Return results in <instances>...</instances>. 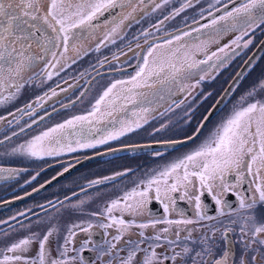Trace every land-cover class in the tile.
<instances>
[{
	"label": "snow or ice",
	"instance_id": "snow-or-ice-1",
	"mask_svg": "<svg viewBox=\"0 0 264 264\" xmlns=\"http://www.w3.org/2000/svg\"><path fill=\"white\" fill-rule=\"evenodd\" d=\"M166 2L167 0H165ZM117 3L118 0H107V3L97 2L90 4L91 11L86 15L81 12L75 13L80 18L75 23L65 27L64 20L58 19L53 12L57 8V0H51L50 9L43 15L40 14L42 11L41 0H0V61H7L8 64V67L0 65V83H3L5 74L11 75L14 72L16 76H19L26 67H30L33 63V57L25 56L27 48L23 44L19 48L15 47L17 41L28 38L27 36L15 35L16 29L20 27V22L35 31H40V28L37 27L36 23H30V21L42 22L52 30L55 35L48 38V43L51 47H46L43 50L46 53L51 52L55 59L57 54L52 49L59 46L55 41L62 40L63 46L67 50V45L70 39H72L71 30L73 28L82 25L87 26L102 8L114 7ZM217 3H219V0H217ZM190 6V3L185 4L179 11H183L185 7ZM156 7H160V5H156ZM127 18L128 16H124L120 23L122 24L123 20ZM5 19L7 20L6 24L4 23ZM257 20H259V23L264 24V0H241L239 6L233 7L230 11L226 10L224 15L213 18L204 27L211 29V32L207 34L211 35L212 32L219 33L222 31V28L219 27L221 22H223L225 28L229 25L235 26L238 21H243L242 27H252ZM57 25L60 26L59 29H57ZM119 26L113 27L112 33H115ZM196 31H199V29ZM184 35L187 36L190 33H184ZM11 37L14 38L11 40V44L6 47L5 42ZM175 39L179 41L181 38L178 36ZM195 39L200 41V44L204 43L200 36H197ZM239 39L241 38L238 37L237 40ZM112 42L114 43L115 41L113 40ZM233 43H236V41H233ZM249 43L251 41L246 42L244 47H247ZM166 44L170 45L171 41H167ZM28 47H31V45L29 44ZM158 47L161 46L157 45L149 48L148 54L144 57L143 66H139V70L130 80H118L111 84L104 91L103 95L99 97L93 106V111L87 116H76L64 123L57 124L41 135L34 137L27 144L14 148L12 154L43 158L45 155L52 156L59 155L64 151H75L76 148L73 147V143L79 148H95L97 145L119 139V137L126 133L142 127L139 122L142 117L139 116H137L135 121H119L120 127L118 129L114 127L112 130L102 132L100 129H93L92 126L100 123L101 119L105 116L113 115L112 111L101 113L99 117L96 116V113L99 112L100 105L106 102V98L110 94H113V90L117 88V85L129 84L131 87L122 88L107 103L109 106H114L123 101L121 108L126 110V104L138 103L135 98V89L149 86L147 82L154 76L158 77L167 71L169 78L175 81L177 74L182 69H178L172 61L179 58L181 50L177 48L170 54L161 55L159 58L160 62L158 64L154 62V66L150 67L149 57L153 55V52ZM197 48L199 49V45H197ZM219 51L223 52L224 49L221 48ZM212 55L215 56L216 54L213 53ZM211 58L208 57L209 60ZM40 59H43V57H40ZM186 63L187 76H190L193 70L198 69L201 63H207V61L188 62L186 55ZM12 64L16 65L15 69L11 67ZM48 75L51 78V74L49 73ZM14 87L18 90L20 86L14 85ZM52 95H56L55 91H53ZM144 100H146V97L142 96L139 103H143ZM35 122L33 121V123ZM144 122L147 123L146 120ZM85 129H88V135H83ZM23 130L22 128L21 131ZM97 132L101 133L99 138L96 137ZM13 135H16V133H13ZM46 138L48 139L47 145L43 143ZM5 139H8V137H5ZM257 145H259L258 148ZM15 172L16 170L0 167V179L14 178ZM246 174L253 175L260 180V183L256 184L255 191L259 194V202L264 203V103L260 102L249 103L234 111L230 118L214 129L197 149L162 170L156 171L147 180L140 181L130 191L125 192L122 197L111 201L103 209L102 213H92L93 216L104 215L110 220V223H101L99 227L108 229L114 225L118 226L117 234L113 235L111 240L106 241L107 249H100V256H112L113 250H117V243L122 240L123 236L125 234L131 235L128 229L133 225L140 229H146L149 226L155 229L157 224H165L169 227H165L159 231L168 233L172 225L187 226L194 223L192 219L188 218L176 220L168 218L169 212L177 211L175 207L177 200L188 199L191 201L194 204L196 215L199 219L206 218L202 214L206 206H202L201 203V198L205 194L210 195L212 200L215 201V204L221 206V215L224 214V209L228 207L227 202L221 197L230 191L237 193L241 209L253 208L257 201L249 198L246 203L245 198L240 197L237 192V189L246 179ZM116 175H123V173H117ZM230 176L235 177V182L229 180ZM193 177L198 181V185L193 181ZM113 178L106 177L105 180ZM103 182L102 180H98L94 183L100 184ZM153 200L159 201L163 205V218L151 219L147 223L139 224L136 223L135 219L129 221L123 219L124 215L132 217L144 215L148 205ZM82 203L83 201H81ZM116 210L120 212L119 217L113 215V212ZM12 219H15V217ZM248 225H251V237L245 240L244 237L248 235ZM76 228L81 232L88 233L93 228V224L89 222L87 227H81L80 224L72 225L68 229V234L63 238V243L61 244L57 241V255L51 259L50 264H69V261L75 260L77 258L75 256L68 257L69 251H76L80 255L82 264H84L85 257L83 256V252L86 250L88 242L82 243L79 249L69 248V245L73 243V238L77 234L73 231ZM54 231L58 232V229L49 228L42 237L39 233H31L28 237L15 241L4 249H0V253H3L2 258H0V264H49L48 256L51 253L48 244ZM180 231L181 229L178 227L175 233L177 239L179 238ZM107 234L106 232L105 235ZM262 234H264V223H258L254 213L250 217L242 220L240 241L243 247L239 257V264H264V235ZM139 236L144 237V232L141 231ZM190 237L191 231L189 230L185 239H189ZM164 238L167 239V236ZM224 238L227 239V233L224 234ZM147 239L157 242L155 246L149 245L151 252H149V249L140 248L143 240H129L125 242L130 246L127 256L124 258L113 257V259H118V264H133L136 260L137 253L143 251L145 255L141 257L139 264H166L168 261H171V264H176L178 258L181 260H190L192 264H229L230 253L228 251L217 256L211 246L202 248L199 251L185 246L181 251H176L175 248H171L157 253L156 248L163 247L159 243L162 239L161 235L157 234L147 237ZM113 241L116 243H113ZM34 243H38V249L36 256L31 257L27 253L31 251V246ZM168 243L172 244L174 241L169 240ZM253 245H256V247H253ZM8 253H11V255H8ZM206 257H210L211 259H206ZM108 264H112V261L109 260ZM232 264H236V261L233 260Z\"/></svg>",
	"mask_w": 264,
	"mask_h": 264
},
{
	"label": "rangeland",
	"instance_id": "rangeland-1",
	"mask_svg": "<svg viewBox=\"0 0 264 264\" xmlns=\"http://www.w3.org/2000/svg\"><path fill=\"white\" fill-rule=\"evenodd\" d=\"M63 1L64 0H57V3H63ZM74 1L76 2L72 5L69 3L70 6L66 8V11L60 12L59 15H56V11L53 10L58 19L64 20L65 27H67L69 24L75 23L80 18L78 15H75V13L81 12L82 14L86 15L89 11H91V8L89 7L90 4L97 2L107 3V0H86V2L81 7L79 3L82 0H73V2ZM121 1L122 3H126L129 0ZM131 2H140V0H130L129 3ZM50 4L51 0H41V15L50 9ZM157 5H160V7L155 6V8L150 11V14L144 21L145 23L140 27L139 32L136 33L138 40L145 41L149 36H163L172 30H179V28L185 26L186 23L195 22L196 20L197 14L194 11H179L181 8L177 6H166L159 3ZM225 6L226 5L218 7L216 5V10L213 9V7L212 9L207 10V12H211L213 17L218 13L219 15L217 14L215 16V18H218L224 15H220V13L225 10ZM232 8L228 10L230 11ZM62 10H64V7ZM101 11L102 9L96 13L92 20H95L94 18L97 16V14H100ZM177 12L178 14H176ZM207 12L206 14H209ZM191 13H193L194 16ZM207 17H210V15ZM208 20L202 23V25H199L197 29L205 30L203 26L210 23ZM91 21L87 26L82 25L71 30L72 37H74L75 42H81L82 44H85L90 39H92L91 35L93 32H95V28L93 29L91 26ZM4 23H7L6 19L4 20ZM30 23H36L37 27L40 28V31H35L34 29H31L27 25L20 22V27L16 29L15 35L33 36V46L29 41L27 43H23V40L17 41L16 44H24L25 48H27L26 52L28 56L39 59L40 61H33L32 65L30 67H26L19 76H16L14 72L11 75L5 74L3 83H0V143L5 140V137L13 138L11 141L0 144V164L15 167L17 170L14 174V178L16 179H10L9 181L0 184V201L10 199L9 197L13 198L20 196L36 188L37 186L68 168L70 165L74 164L79 157L85 156H75L85 153L83 148H79L78 151L70 155V157H75L67 160L60 159V161L52 162L55 159V155H45L43 158H34L21 154H12V150L20 145L27 144L34 137L41 135L43 132L55 127L57 124L64 123L65 121L76 116H87L93 111V106L96 104V101L99 99V97L103 95L108 82H111L112 80L119 77L126 76V74L111 75V72L108 77L100 76L81 102L78 104H73L67 108L59 109L57 112L55 111L58 107H55V104L53 107H48L47 109L45 108L37 111L41 108V105H43L42 102L50 99L53 96V91L57 93L72 88V86L76 85L77 83L81 84V87H79L74 95L67 97L69 102L73 98H76V95L81 96L83 91L86 89L88 79L90 77L88 74L89 70L96 72V70L112 69L114 68V65L122 66L124 63L122 60L129 61L131 59L129 55H127L116 59V61L113 62L109 67H102L100 62L104 60L103 58L105 54H102L104 51L102 50L103 48L101 49V47H97L99 44L102 46V43L97 42L96 44L94 43L95 45L93 44L94 47L92 51H94V53L89 56L91 57L90 59L87 58L85 61H82L73 70L68 71L65 75H62V77L57 78L56 81L53 82L54 78L57 76H55V74L50 71L58 70L61 64L56 61L59 58L55 57L54 59L51 52L46 53L43 50L46 47H51V45L49 43L45 44L44 40L39 34H43L47 38L53 37L55 34L50 28H48L46 24H43L42 22L38 23L36 21H30ZM113 26L115 27V23ZM261 26L264 27V24L261 23L253 25L252 27H242V24L239 23L237 26H234L236 28L224 33L223 30L228 28V26L225 28L223 22H221L219 27L222 28V31L217 35L218 37L214 36V38L207 39V47L205 50L207 57L213 56V53L225 56V54L229 53V51L233 48L237 46H244V44L248 41H251V43L248 44L245 51L240 56L231 62H227L222 67V75L220 79L218 78L213 80L214 75H211L209 79L204 80V82L211 81L216 83H227L231 81L232 77L237 72L241 64L250 54V51L254 50L252 46L257 44L255 37L260 35L259 38H261L264 35L263 29L260 30ZM59 27L60 26L58 25L57 29H59ZM96 31L98 33L103 32V30L97 29ZM110 31H112V29ZM109 34H111L109 36V41L114 40V38L117 36H120L118 28L115 33L109 32L108 30L107 35ZM140 36L144 37L140 38ZM82 37H84V39H82ZM238 37L241 39L237 40ZM10 39L11 38H9V40ZM9 40L5 42L6 47L9 43ZM233 41H236V43H233ZM55 43L57 45L62 44L61 41H55ZM29 44L31 47H28ZM118 44L120 45L119 42ZM118 44L117 46L112 47L111 56H115V54L117 55L122 50L124 51L123 46L120 47ZM93 45L90 47L85 46V49H89ZM191 46L192 45L187 47L185 55L181 54L179 58L174 59L172 62L174 64H181L182 62L186 61V55L188 61H195L197 57L192 54ZM58 47L52 49L56 52V54ZM171 47L172 42L170 45L166 43L163 44V48L157 52L156 56L158 59L161 55L169 54ZM221 48L224 49L223 52L219 51ZM97 49H101L100 54L97 53ZM40 57H43V59H40ZM73 59L74 57H70L65 62L63 57L62 63H65L64 66H67L70 61L73 62ZM46 63L47 66H51L50 71H47L48 74L50 72L51 78H49L48 74L42 75V73L39 71L40 66ZM0 65L8 67L7 61H0ZM11 67L15 69L16 65L12 64ZM137 71L134 72L136 73ZM128 80H130V78L124 81ZM195 81L200 82L202 80L196 79L194 82ZM48 82H53L55 85L63 82V85L56 87L53 91H50V93H47V91L53 87L47 86V89L45 90L46 92H44V95H41L40 92H43L41 89L44 88ZM240 82L243 83V86L239 88L237 92L238 94L233 97V101L228 104V107L221 113V116L224 117L229 115L230 109L232 107L237 106L240 108L242 105L246 104L248 100H251V102H256L257 99H259V102H264V54L254 62L246 76ZM14 85H19V89L17 90ZM120 86L121 85H117V88L113 90V94H110L109 97L106 98V102L100 105V110L96 113V116L101 115V113H104L106 110H110V106L107 101L114 97ZM149 111L150 110H147L143 113ZM41 117H43V119H41ZM144 118L149 119L150 117L149 115H146ZM33 121L36 122L33 123ZM29 125H31V127H29ZM214 125L215 124H211L207 130L214 128ZM22 128L24 129L23 131H21ZM152 128L153 125H147L148 130H151ZM13 133H16V135H13ZM100 135V132L96 133V137L98 136L99 138ZM143 136L144 133L140 132L139 128H137L134 131L128 132L125 135L119 137V139L110 140L105 144V147L109 148L124 144H135L140 142L143 139ZM206 138L207 136L205 135L204 137L199 138L192 145L186 146L185 150H181L182 154L186 155L191 153L193 150L197 149V147L201 145V143ZM43 143L47 145L48 139L46 138ZM73 146H76L75 143H73ZM63 156L64 155H60L61 158H64ZM179 159H182V155H169L167 158L159 159V161H157L158 166H155L151 162H146L145 164L141 165L138 163L137 157L122 159V157L119 158L116 156L111 157L108 160L105 159L98 161L78 170L67 179L51 187L43 194L29 200L22 206L12 211L9 210L6 213L0 214V249H4L11 243L28 237L31 233H39L42 237L49 228H55L58 229V232H53V236L50 237L48 244V248L51 253L48 256L49 261L55 258L57 255V241H59L61 244L63 243V238L68 234V229L72 225L80 224L81 227H87V224L90 222L93 224V228L90 229L88 233L81 232L78 228L73 229V231L77 233V240L75 236L73 238V243L69 245V248L79 249L84 242H88V246L93 243V235L97 233L98 230H102L104 234L107 232L108 234L105 236L104 241L101 243V245H99V247L96 248L98 249L97 253L99 254V258L97 262H95V264H105L102 263V261L107 260V258H111L112 256L101 257L100 249H107L106 241L111 240V237L117 234L118 226L114 225L113 227L115 229L113 230L112 234H110L107 229L99 227V224L110 223V220H108L104 215L93 216L92 213H102L103 209L106 208L111 201L122 197L125 192L130 191L140 181L147 180L156 171L162 170L166 166L178 161ZM130 169H133L131 174L122 178H115L117 173H124ZM33 177H35V179H33ZM106 177L114 178L105 180ZM98 180H102L104 182L100 184L94 183ZM81 201H83L82 204ZM21 213H23V215H21ZM113 215L119 217L120 212L116 210L113 212ZM145 215L147 214L144 213V215L136 217L124 215L123 219L125 221L135 219L136 223L138 224L141 219L145 218ZM13 217H15V219H12ZM134 226L135 225L128 229V232L131 233V235L125 234L122 240L117 243V247L122 250L116 251L114 257L124 258L127 256L130 246L125 243L126 241L141 240L139 238V231L136 230ZM108 229L110 230L111 228ZM200 232L201 231H198L197 234ZM137 233L138 237L136 236ZM197 234H194L193 236ZM113 243L116 242L113 241ZM37 249L38 243H34L31 246V251L27 254L31 257H35ZM9 254L11 253H8V255ZM2 255L3 253H0V258H2ZM144 255L145 253L143 251L138 252L136 260L133 262V264H139L138 262ZM73 256L80 259V255H78L76 251H69L68 257ZM76 260L77 259L69 261V264H77Z\"/></svg>",
	"mask_w": 264,
	"mask_h": 264
},
{
	"label": "flooded vegetation",
	"instance_id": "flooded-vegetation-1",
	"mask_svg": "<svg viewBox=\"0 0 264 264\" xmlns=\"http://www.w3.org/2000/svg\"><path fill=\"white\" fill-rule=\"evenodd\" d=\"M75 2L76 1L73 2V0H64L63 3H57V8L54 9L57 13L56 15H59L60 12L66 11V8L69 7L70 4L72 5ZM85 2L86 0H82L79 3L80 6H82ZM129 2L130 0L126 3H122L121 0H118V3L116 4V6L110 7L107 9L102 8L101 13L97 14V16L94 18L95 20L91 21V26L93 27V29L95 28V32H93V34L91 35L92 39H90L87 43L82 44L81 42H75L74 37H72V39H70L71 41H69V44L67 45V50H65L63 46V42L61 40L62 44H60L59 47L57 48L58 50H57V55H56V57L59 58L56 61H58V63L61 64L60 68L58 70L50 71L51 66H47V63H46L40 66L39 71L42 73V75H47L48 74L47 71L53 72V74L57 76L54 78L53 80L54 82L56 81L57 78L62 77V75H65L68 71L73 70L82 61H85L87 58L90 59L91 57L89 56L94 53L92 49L97 42H101V43L103 42L102 46L101 44L97 46V47H101V49L103 48L102 50L104 51L102 54H105L103 58L104 60L100 62L102 67H109L113 62L116 61V59L122 58L127 55H129L131 59L129 61L122 60L124 61L122 66L114 65V68L112 69L96 70V72L93 70H89L88 74L90 75V77L88 79L87 87L83 91L81 96L76 95V98H73L72 100L68 102L67 97L74 95L76 91L79 89V87H81V84L77 83L76 85H73L72 88L63 90L61 92H57L58 94L56 93V95H53L50 99L42 102L43 105H41V108L38 109L37 111H40L45 108L47 109L48 107H53L55 104V107H58L55 111L57 112L59 109L67 108L69 106H72L73 104H78L88 94L89 90L94 86L96 80L100 76L108 77L111 72H112L111 75L126 74V76L119 77L117 79L112 80L111 82L109 81L105 89L110 87L111 84H113L114 82L118 80L124 81L128 78H131L132 76L136 74L134 71L139 70V66H143L144 57L148 54L149 48L157 46V45L161 47L156 48V50L153 52V55L149 57V66L150 67L154 66V62L155 64H158L160 60L156 56L157 52L163 48V44H165L167 41H171L172 47L170 49L169 54L175 49L180 48L181 54L185 55L187 47L192 45L191 52L193 55L197 57V59L195 61H188V62L207 61V63H201L199 65V68L193 70L190 76H187L186 61L182 62L181 64H175L178 69H182V71L177 74L175 81H172L169 78V73L167 71H165V73L161 74L158 77L154 76L152 79H150L147 82L149 86L135 89V98L138 101L137 104H126L125 106L126 110L121 108V103H123V101L115 104L114 106H110V110H106L104 113L112 111L113 115L105 116L103 119H101L100 123L94 124L92 127L93 129L98 128L102 130V132L105 130L113 129L114 127L118 129L120 127L118 123L119 121L121 120L135 121L137 119V116H139V117H142L139 121L142 125V127L139 128V131L143 132L144 136L140 142L135 143V144L160 143V142L175 141V140H182V139L189 138L197 132L201 123L206 118L207 114L209 113V111L211 110L215 102L217 101L218 97L221 95L224 89H226V87L228 86L230 82V81L227 83H222V82L216 83V82H211V81L209 82H204V81L196 82L195 81L194 82V80L196 79L208 80L211 75H214L213 80H216L218 78L220 79L222 75V67L227 62H231L235 60L246 49V47L244 46H237L233 48L232 50H230L229 53L225 54V56H221V54L219 55L216 54L215 56H211L212 58L209 60L206 55L207 53L205 51L207 47V39L214 38V36H217L221 32L219 33L212 32L213 34L207 35L209 32H211V29L205 28L203 26L205 30L199 29V31H196L197 27L199 25H202V23L206 22V20L208 19H209L208 21H211L218 14V13L215 14L214 17H213V14H211L210 17H207L209 15V14H206L207 10H210L213 7H214L213 9H215L216 5L218 7L226 5L224 7L225 10H223L220 13V15H222L225 13L226 10L234 6H239L241 0H219V3H217V0H167L166 3H165V0H149L146 2L144 0L143 2H141L140 0L141 3L140 2L129 3ZM158 3L164 4L166 6L168 5L177 6L180 8L184 6L185 4L190 3L191 6L185 7L184 10L196 12L197 14L196 20L195 22L186 23L185 26H182L185 28L180 27L179 30H172L171 32L163 36L162 35L149 36L145 41L138 40L136 33L139 32L140 27L145 23L144 21L146 20V17L150 14V11H152V9L155 8V6ZM50 7H51V4H50ZM63 7H64V10H62ZM111 10L113 11L115 10L113 14L108 16L104 21L98 24H93V22L96 21L99 17L110 12ZM207 13H211V12H207ZM191 14L194 16L193 13ZM124 16H128V18L123 20V23L121 24L120 21ZM114 23H115V27L117 25H120L118 28V32L120 33V36L119 37L117 36L116 38H114L115 42L113 43L112 42L113 40L109 41L110 34L109 35L107 34H108V30L109 32H112L110 30L113 29ZM239 23L243 24V21H238L235 24V26H237ZM257 24H261L259 23V20H257L254 25H257ZM234 28L236 27L229 25L228 28L223 30V32L225 33L229 30H233ZM96 29L103 30V32L98 33ZM261 29H263V32H264V27L261 26L260 30ZM184 33H190V35L186 36L184 35ZM39 35L44 40L45 44H47L48 38L44 36L43 34H39ZM27 36L28 38L25 39V41L23 40V43H27L29 41L32 43L31 45L33 46V43H34L33 36L31 35H27ZM178 36L181 38L179 41L175 39ZM197 36L201 37V39L204 41L203 44H200V41H197L195 39ZM259 36L255 37L257 44L259 43V41H261L264 35L261 38H259ZM142 37L144 36H140V38ZM12 38L13 37H11V39L9 40L7 47L11 44ZM82 39H84V37H82ZM118 42L120 43V45L118 44ZM117 44L120 47L123 46L124 51L122 50L117 55L115 54V56H111L112 47L117 46ZM257 44L252 46V48L254 49ZM91 45H93L91 48L85 49V46L90 47ZM197 45H199V49L197 48ZM15 47L19 48L20 45L15 44ZM101 49L96 50L97 53L100 54ZM252 51L253 50H251L250 53ZM25 56H28L27 52L25 53ZM63 57H64L65 62L70 57L72 58L74 57V59L72 60L73 62L70 61V63L67 66H64L65 63L64 64L62 63ZM97 57H93V58H97ZM33 61H40V60L34 58ZM133 73L135 74L130 75ZM53 82L52 83L48 82L47 85L41 89L43 91V92H40L41 95H44V92H46L45 90L47 89V86L53 87L52 89H49L47 91V93H50V91H53L56 87L63 85L62 84L63 82L58 83V85L53 84ZM242 86H243V83L240 82L234 87L233 91L231 92V96L229 100L220 109V111L211 119V121L202 130L200 135L192 143L185 145L183 147L145 150V151H139V152H128V153H123L120 155H115L112 157L118 156L119 158L122 157V159L137 157L139 164L143 165L146 162H151L155 166H158L157 161H159V159L167 158L169 155H175V154H177V156L182 155V158H183L185 155L182 154L181 150H185L186 146L192 145L199 138L204 137L205 135L208 137L209 134L212 133L214 129H216L224 121L230 118V116L234 113V111L239 109L237 106L232 107L230 109L229 115L224 116V117L221 116V113L228 107V104L231 101H233V97L236 94H238L237 92L239 88ZM129 87H131V85L129 84L121 85L117 93H119L122 88H129ZM142 96L146 97V100H144L143 103H139V101L142 99ZM113 98L114 97H112L108 101H111ZM259 101L260 100L257 99L256 102H259ZM252 102L251 100H248L247 103L242 106H246L247 104L252 103ZM260 103H264V102H260ZM145 110L146 111L150 110V111L143 113ZM146 115H149L150 118L149 119L144 118ZM99 116L100 115H98L97 117ZM145 120L147 121V123L144 122ZM148 124L153 125V128L151 130L147 129ZM211 124H215L214 128L207 130L211 126ZM72 131H75V130H72ZM83 135H88V129L84 130ZM12 139H13L12 137H9L8 139L3 140L0 144L11 141ZM124 145H131V144H124ZM73 147H76V146H73ZM258 147L259 145H257V148ZM98 148H99V145L96 146V149H91V148H83V149L87 150V152H93V151H96ZM78 149L79 147H76V150ZM75 151H64L59 155H55V159L52 162L60 161V159L67 160L75 156L83 155V154H79V155L70 157V155L73 154ZM157 153H159V155H157ZM60 155H64L63 156L64 158H61ZM124 157H127V158H124ZM110 158L111 157H108L106 158V160ZM0 167L16 170L15 167L5 166L1 164H0ZM132 171L133 169H130L124 172L123 175L115 176V178H122L124 176H127L131 174ZM10 179H16V178L0 179V184L7 182ZM192 179L198 185V181L196 180V178L193 177ZM229 180L235 182V177L230 176ZM258 183H260L259 179L255 178L253 175L246 174V179L244 180L242 185L237 189L239 196L244 197L246 203L248 202L249 198H253L257 201V203L251 209H248V208L241 209L240 201H239L237 193L230 191L226 195L221 197L223 200L227 202V205H228V207L224 209V214L221 215L220 214L221 206L216 205L215 201L212 200L210 195L205 194L204 196H202L201 198L202 206H206L204 208V212L202 213L206 216L205 219H199V217L196 215V209L194 207V204L191 201H189L188 199L177 200L176 205H175L177 211L169 212L168 218L173 219V220L188 218V219H192L194 223L187 225V226L172 225L170 226V231L168 233H163L159 231L165 227H169L168 225H165V224H157L155 229H153L151 226H149L146 229H140L137 226H134V228H136V230H138L139 233L141 231L144 232V237L139 236L141 240L144 239L143 243L140 244V248L149 249V251L151 252L149 245L155 246L157 242L151 239H147V237H151V236L159 234L162 237L159 243L163 247L156 248L157 253L164 252L165 249H171V248H175L176 251H181V249L185 246H188L190 248H193L199 251L202 248L211 246L213 248L214 253L217 256L221 255L225 251H228L230 253L229 264H232L233 260L236 261V264H239V257L241 255V249L243 247L240 241V227H241L242 220L250 217L251 214L254 213L257 222L264 223V203L259 202V194L255 191L256 184ZM9 198H12V197H9ZM206 199L210 200L211 204H208ZM24 203L18 206H15L11 209H8L6 211L0 212V214L6 213L9 210L12 211L22 206ZM152 207H153L152 210L154 212L153 215L150 214ZM212 211L213 213H210ZM145 214H147L145 215V218L141 219L138 222V224L147 223L151 219L163 218L164 216L163 205L159 201L153 200L148 205L147 210L145 211ZM178 227L179 229H181V231H180L179 238L177 239V237L175 236V233L178 230ZM114 229L115 228L113 227L110 230L109 229L107 230L110 234H112ZM189 230L191 231V237L189 239H185V236L187 235ZM247 230H248V235L244 237L245 240L251 237V225L247 226ZM198 231H201V232L197 234ZM225 233H227V239L224 238ZM194 234H197V235L193 236ZM105 236L106 235L104 234L102 230H98L97 233L93 235V243L88 245L85 251H91L89 252V254H86V257L88 256L90 257L92 256V254L95 257L93 261L91 262H88L85 260L84 264H95V262H97L99 258V254L97 253L98 249L96 248L99 247V245H101V243L105 239ZM136 236L138 237V233ZM165 236H167V239L164 238ZM76 240H77V236H76ZM169 240L174 241V243L169 244L168 243ZM253 247H256V245H253ZM113 251L114 253L112 254V257L107 258V260L102 261V263L108 264V261L111 260L112 264L114 261H116L114 262V264H118V259H115V260H112V259L115 256V252L121 251V250L117 247V250H113ZM83 256L85 257L84 252H83ZM76 259H77L76 260L77 264H82L81 259H78V257ZM206 259H211V258L206 257ZM50 262L51 260H49V264ZM166 264H171V261L166 262ZM176 264H192V262L190 260H181L178 258L176 261Z\"/></svg>",
	"mask_w": 264,
	"mask_h": 264
},
{
	"label": "water",
	"instance_id": "water-1",
	"mask_svg": "<svg viewBox=\"0 0 264 264\" xmlns=\"http://www.w3.org/2000/svg\"><path fill=\"white\" fill-rule=\"evenodd\" d=\"M149 1V0H145ZM111 10L110 12L104 14L103 16L99 17L93 24H98L104 21L108 16L114 13ZM264 54V37L262 40L257 44L255 49L249 54V56L244 60L241 67L238 69L237 73L229 82L228 86L221 95L218 97L217 101L207 114L206 118L201 123L197 132L189 138L182 139V140H175V141H167V142H160V143H143V144H132V145H124V146H117L105 150H101L98 152H94L89 154L85 157H79L74 164L69 166L67 169L63 170L59 174L55 175L54 177L50 178L49 180L45 181L41 185L37 186L36 188L14 198H10L0 202V212L6 211L11 209L15 206H18L33 197L43 193L45 190L51 188L55 184L61 182L62 180L68 178L70 175L75 173L76 171L90 165L98 160L108 158L114 155H119L128 152H139L145 150H154V149H164V148H177L183 147L192 143L202 132L205 126L211 121V119L220 111V109L226 104L231 96V92L233 91L234 87L240 83V81L246 76L248 71L250 70L251 66L257 61L262 55ZM207 196V195H206ZM208 204H211V201L206 199ZM230 202V201H229ZM153 205V204H152ZM153 207L151 208L150 214L153 215ZM210 213H213L210 212ZM91 251H84L85 260L88 262L93 261L94 255L86 257V254H89Z\"/></svg>",
	"mask_w": 264,
	"mask_h": 264
}]
</instances>
